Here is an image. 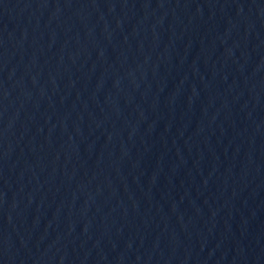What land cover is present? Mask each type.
Masks as SVG:
<instances>
[{
    "label": "water",
    "instance_id": "water-1",
    "mask_svg": "<svg viewBox=\"0 0 264 264\" xmlns=\"http://www.w3.org/2000/svg\"><path fill=\"white\" fill-rule=\"evenodd\" d=\"M0 264H264V0H0Z\"/></svg>",
    "mask_w": 264,
    "mask_h": 264
}]
</instances>
